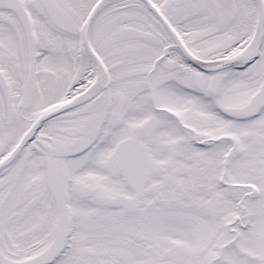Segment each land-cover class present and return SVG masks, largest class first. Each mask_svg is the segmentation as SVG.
Segmentation results:
<instances>
[{
	"label": "snow or ice",
	"instance_id": "1",
	"mask_svg": "<svg viewBox=\"0 0 264 264\" xmlns=\"http://www.w3.org/2000/svg\"><path fill=\"white\" fill-rule=\"evenodd\" d=\"M0 264H264V0H0Z\"/></svg>",
	"mask_w": 264,
	"mask_h": 264
}]
</instances>
